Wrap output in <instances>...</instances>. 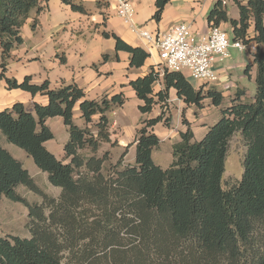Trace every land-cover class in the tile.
I'll return each instance as SVG.
<instances>
[{"label": "trees", "instance_id": "1", "mask_svg": "<svg viewBox=\"0 0 264 264\" xmlns=\"http://www.w3.org/2000/svg\"><path fill=\"white\" fill-rule=\"evenodd\" d=\"M44 1V0H43ZM42 0H0V80L8 89L47 97L26 110L21 102L0 110V135L24 151L51 185L60 189L54 198L40 189L22 163L0 146V198L23 204L28 210V237L0 235V264H264V0H231L238 18H230L223 0L207 15L209 27L227 23L231 39L254 42L255 93L249 100L238 90L224 106L225 97L215 86L195 88L181 72L165 71L162 89L153 92L159 73L151 69L130 82L141 114L156 104L165 106L169 91L187 105L202 107L208 99L219 112L200 140L186 124L171 145L172 161L156 165L152 152L160 145L153 132L159 122L168 126L163 113L142 119L115 164L109 153L97 155L111 143L108 114L124 103L121 94L99 100L84 98L75 84L50 88L48 80L18 82L5 76L11 49L20 43V29ZM75 12L80 4L62 0ZM168 0H156L154 19L159 20ZM116 49L130 54V65L141 66L149 54L114 34ZM249 97V96H248ZM79 104V120L74 106ZM60 117L66 127L63 158L46 147L54 138L48 119ZM240 132L246 143L244 169L239 181L225 189L222 176L230 138ZM113 144V143H112ZM134 144V161L124 164L127 148ZM25 186L41 198L37 204L21 197Z\"/></svg>", "mask_w": 264, "mask_h": 264}, {"label": "crops", "instance_id": "2", "mask_svg": "<svg viewBox=\"0 0 264 264\" xmlns=\"http://www.w3.org/2000/svg\"><path fill=\"white\" fill-rule=\"evenodd\" d=\"M71 1L82 5L86 12L73 11L62 0H44L40 4L42 8L38 13L31 12L20 29L22 43L11 49L6 60L4 74L18 82L29 77L30 83L37 85L48 80L50 88L75 84L83 90L84 98L88 100H99L104 95L110 97L121 94L125 99L124 103L114 107L110 113L118 116L117 122L125 120L124 130L132 135L139 128L142 119L158 116L160 111L157 109L161 106V104H156L148 114L139 112L138 107L143 102L137 98L130 82L143 77L151 69L157 71L160 61L157 52L143 38L134 33L132 27H141L151 33H156L169 30L179 23H187L191 26L193 34L201 37L208 32L207 15L217 0H168L159 20L154 19L156 0H129L135 10L132 26L124 23L117 16L116 0ZM223 1L229 17L238 18L237 6L231 0ZM219 27L225 30L231 38V30L227 23H222ZM104 32L114 34L132 47L143 49L149 56L141 66H131L130 54L117 50L115 39L105 37ZM250 57V63H252L251 53ZM223 63L214 64V69L218 73V81L213 83V86L226 98L230 95L234 96L240 89L237 87L233 92V88L228 85L227 70ZM254 72L256 73L255 66L250 71L251 79L255 77ZM183 74L195 88H198L197 83L191 81L187 74ZM162 76L159 73V80L152 87L154 93L163 87ZM246 94L249 96L247 92ZM172 95L176 96L173 89L169 91L168 102ZM176 98L183 102L177 96ZM15 102L23 103L26 110L32 111L34 103L45 104L47 97L40 94L32 96L20 89L10 90L5 80H0V110L10 107ZM26 105H30V109H27ZM73 111L74 116L77 112L79 119L78 103ZM182 112L185 113L192 132L195 125L193 121H197L196 125L205 124V111ZM110 113L108 114L109 119ZM196 113H198L197 119H188L190 114L195 116ZM131 114L138 116L136 124L126 119ZM158 126L161 129L160 134L157 132ZM185 129L186 126L179 130L181 132ZM153 132L160 138V143L164 140L174 141L176 139L173 129L164 126L162 122L153 126ZM194 140H196L195 135Z\"/></svg>", "mask_w": 264, "mask_h": 264}, {"label": "rangeland", "instance_id": "3", "mask_svg": "<svg viewBox=\"0 0 264 264\" xmlns=\"http://www.w3.org/2000/svg\"><path fill=\"white\" fill-rule=\"evenodd\" d=\"M228 50L229 55L223 63L227 70V78L229 80L228 85L233 88V92L236 91L237 87L240 90L247 92L249 97H244V100H249L250 97L255 93L254 78L251 79L244 73L246 65L250 63V53L246 51L240 52L236 48L232 47H230ZM210 85H213V83ZM210 85H208V87ZM232 97L233 96L230 95L225 98L224 106L229 104V101ZM170 98L171 99L169 102H167L165 106L161 105L158 107L157 111H160L159 113H163V117L165 119H170V124L168 127L173 129L176 139H174V141L164 140L160 143L159 147L154 149L152 152V159L154 163L162 168L169 166L172 161L171 145L173 142L179 140V129H183L186 126V124L183 123V120L186 121L187 125L190 124L185 116V113L182 111H205V124L196 125L197 121H193L195 124L193 132L196 140H200L207 128L214 124L219 117L218 109L213 107L208 99L202 101L201 108H197L196 106L185 105L182 101L178 100L175 95H172ZM26 106L27 109H30V105ZM197 114L198 113H196L195 116L190 114L188 119H197ZM74 118L76 123L80 125L81 121L77 117V112H75ZM142 118H140V120ZM126 119L129 122H133L135 124L138 122L137 115L133 116L131 114L126 117ZM117 120L118 116L116 114L110 113L111 143L102 144L97 152V155L99 156H101L104 152H108L110 164H115L118 161L127 145L133 142V138L135 137V132L132 133V135H129V133L124 130L126 127L125 120L123 122H117ZM47 124L53 131L54 138L46 142L45 145L47 149L54 153L58 159H62L64 156L62 148L68 138L65 126L62 123L60 117L48 119ZM160 130V126H158V134H160ZM133 145L127 148V152L123 157L124 164H131L134 161L135 151ZM0 146L7 149L13 155V157L22 163L23 167L28 170L35 184L40 189L54 198L58 197L60 189L50 184L47 173L39 170L34 165L32 159L24 151L15 147L14 145L7 143L2 135H0ZM246 149V143L241 133L236 132L229 140L226 154L224 173L222 176V185L225 189L231 187L234 183L240 180L244 169L243 164ZM16 191L21 197L25 198L31 204H37L41 202V198L25 186H18ZM28 224V210L23 204L12 202L6 197L0 198L1 236L15 235L19 237H28L30 235Z\"/></svg>", "mask_w": 264, "mask_h": 264}, {"label": "built area", "instance_id": "4", "mask_svg": "<svg viewBox=\"0 0 264 264\" xmlns=\"http://www.w3.org/2000/svg\"><path fill=\"white\" fill-rule=\"evenodd\" d=\"M115 11L124 23L132 26L135 10L131 1L116 0ZM132 30L157 52L160 61L157 71L161 75L165 71L185 73L203 90L218 81L214 64L226 60L229 47L240 52L253 53L256 50L254 42L244 44L240 40L234 41L219 26L209 27L207 34L201 37H196L187 23H179L156 33L141 27H132Z\"/></svg>", "mask_w": 264, "mask_h": 264}]
</instances>
